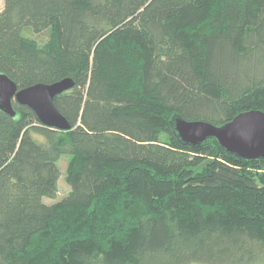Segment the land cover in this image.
Returning a JSON list of instances; mask_svg holds the SVG:
<instances>
[{
	"label": "trees",
	"instance_id": "trees-1",
	"mask_svg": "<svg viewBox=\"0 0 264 264\" xmlns=\"http://www.w3.org/2000/svg\"><path fill=\"white\" fill-rule=\"evenodd\" d=\"M1 73L75 86L0 110V264H264V159L172 126L264 112V0H4Z\"/></svg>",
	"mask_w": 264,
	"mask_h": 264
},
{
	"label": "water",
	"instance_id": "water-1",
	"mask_svg": "<svg viewBox=\"0 0 264 264\" xmlns=\"http://www.w3.org/2000/svg\"><path fill=\"white\" fill-rule=\"evenodd\" d=\"M75 86L72 78L47 84L38 83L20 89L6 74H0V110L16 116L13 102L29 107L46 127L68 131L72 127L55 105V98ZM172 126L184 144L201 147L215 139L228 153L252 160L264 159V112L252 110L240 113L233 120L215 125L204 121H186L174 117Z\"/></svg>",
	"mask_w": 264,
	"mask_h": 264
},
{
	"label": "rangeland",
	"instance_id": "rangeland-1",
	"mask_svg": "<svg viewBox=\"0 0 264 264\" xmlns=\"http://www.w3.org/2000/svg\"><path fill=\"white\" fill-rule=\"evenodd\" d=\"M3 9H4V0H0V10L2 11ZM26 34L36 39L40 44H44L49 39L48 31H43L41 33H34L31 30H27ZM69 159H70L69 156H64L59 163L60 170H61V177L59 180V193H58L57 199L45 198L44 202L46 204H54L58 202L59 200H61L62 198H64L69 193L70 187L65 181L66 170H67Z\"/></svg>",
	"mask_w": 264,
	"mask_h": 264
}]
</instances>
